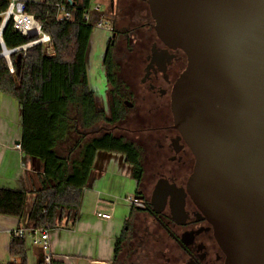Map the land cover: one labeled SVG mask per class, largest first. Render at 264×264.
Listing matches in <instances>:
<instances>
[{
	"label": "water",
	"instance_id": "1",
	"mask_svg": "<svg viewBox=\"0 0 264 264\" xmlns=\"http://www.w3.org/2000/svg\"><path fill=\"white\" fill-rule=\"evenodd\" d=\"M148 4L158 37L187 56L171 102L195 156L187 192L213 224L225 264H264V0ZM1 49L10 55L4 41ZM166 199L157 188L156 213Z\"/></svg>",
	"mask_w": 264,
	"mask_h": 264
},
{
	"label": "trees",
	"instance_id": "2",
	"mask_svg": "<svg viewBox=\"0 0 264 264\" xmlns=\"http://www.w3.org/2000/svg\"><path fill=\"white\" fill-rule=\"evenodd\" d=\"M9 2L0 0V15ZM26 2L28 11L36 16L43 24L44 32L51 37V43L12 53L13 68L6 57L0 56V90L16 98L22 107V151L42 163V187L28 213L26 228L55 229L63 225L64 217L67 223L75 222L82 191L90 180L98 151L123 154L133 166L137 185L143 169L139 150L133 142L111 133L88 136L106 119L114 123L121 119L122 114V108L116 102L112 111L114 117L109 119L89 87L88 54L94 27L86 23L83 16L90 1ZM59 3H64L73 13L72 20L57 19ZM2 38L7 49H14L37 36L22 35L13 29L10 22L3 30ZM112 41L110 38L103 56L105 65L112 58ZM108 79L115 83L109 73ZM63 145L65 148L69 146L65 154L59 152ZM26 200V191L1 187L0 215L22 218ZM125 234L124 231L117 240L115 258ZM9 253L14 260L7 264H27L25 236L12 235ZM38 264H45L43 251ZM50 264L64 262L52 258Z\"/></svg>",
	"mask_w": 264,
	"mask_h": 264
},
{
	"label": "flooded vegetation",
	"instance_id": "3",
	"mask_svg": "<svg viewBox=\"0 0 264 264\" xmlns=\"http://www.w3.org/2000/svg\"><path fill=\"white\" fill-rule=\"evenodd\" d=\"M111 9L114 12L112 58L108 65L102 59L109 111L102 109L112 119L114 104L118 102L122 114L114 123L106 119L88 136L111 133L138 148L143 169L138 196L144 205L132 208L138 215L146 214V220L155 225L156 232H161L165 241L168 239V248L161 251L163 264H225L226 255L216 239L213 224L187 192L195 156L176 129L171 109L172 92L187 66V56L182 49L169 47L158 37L148 0H114ZM108 73L115 83L109 82ZM111 90L114 92L110 93ZM127 135L134 136L136 142ZM147 174L150 185L146 184ZM157 188L167 193L159 213L152 205ZM181 190L183 215L179 214ZM132 217L133 214L114 263L123 243L131 251L128 264H138L140 260L142 239L138 241V237L143 230L137 227V221L131 222Z\"/></svg>",
	"mask_w": 264,
	"mask_h": 264
},
{
	"label": "crops",
	"instance_id": "4",
	"mask_svg": "<svg viewBox=\"0 0 264 264\" xmlns=\"http://www.w3.org/2000/svg\"><path fill=\"white\" fill-rule=\"evenodd\" d=\"M42 2L44 0H24ZM8 60V59H7ZM11 68L12 64L8 60ZM89 70V67H88ZM88 83L89 72H88ZM22 137V107L18 100L0 90V188L23 190L27 193L25 214L22 218L0 215V263L14 260L9 253L11 233L26 228L28 213L41 189L42 163L27 156L20 144ZM102 152V153H101ZM96 153L88 184L83 188L78 215L73 224L64 217L62 226L47 229L50 253L64 264H114L116 243L126 230L132 205L117 199L124 193L137 196L132 165L123 154L101 151ZM116 153V152H115ZM131 166H130V165ZM123 188V190H122ZM121 189L120 191H118ZM141 189V188H139ZM118 191V192H117ZM98 213H109L105 219ZM27 264H38L42 249L27 234Z\"/></svg>",
	"mask_w": 264,
	"mask_h": 264
},
{
	"label": "rangeland",
	"instance_id": "5",
	"mask_svg": "<svg viewBox=\"0 0 264 264\" xmlns=\"http://www.w3.org/2000/svg\"><path fill=\"white\" fill-rule=\"evenodd\" d=\"M91 5L93 7L100 5L102 12L106 13L107 15H111V16L114 15L111 9V0H92ZM111 36H112L111 31L95 27L91 36L90 49L88 54V67H89L88 72H89L90 85L91 88L95 91L96 99L99 105L101 106V108L105 109L106 111H109V99L107 94L106 77L102 66V59L108 41L111 38ZM127 138L136 142V138L132 135H127ZM67 149H69V146L65 148V145H63L59 148V152L65 154L67 152ZM100 152L101 150L98 151V153ZM104 153L107 152L104 151ZM113 155H117V152L116 153L114 152ZM91 172H94V170H92ZM146 178H147L146 184L150 185L151 178L149 177L148 174ZM135 185L137 189L138 187L137 182L135 183ZM120 190L121 189H119L118 191ZM134 196H135L134 193H130V194L124 193L123 195L114 198L115 200L117 199L123 200L122 202L126 203L125 202L126 197L130 198ZM126 205L129 204L126 203ZM135 212L131 219L132 220L131 222L137 221V227L143 230L140 232L141 234L138 237V241L142 239L141 240L142 242L139 241L141 243L139 244L141 257H139L140 260L138 264H163L161 251L163 250V248L164 249L168 248L167 246L168 239H166L165 241L166 237L163 236L161 232H156L155 225L150 224L149 223L150 221L148 222V220H146L147 219L146 214L138 215ZM136 241H134L133 243H135ZM128 248L129 246H126V244L123 243L122 251L117 261L114 264H128L131 258V251Z\"/></svg>",
	"mask_w": 264,
	"mask_h": 264
},
{
	"label": "built area",
	"instance_id": "6",
	"mask_svg": "<svg viewBox=\"0 0 264 264\" xmlns=\"http://www.w3.org/2000/svg\"><path fill=\"white\" fill-rule=\"evenodd\" d=\"M67 2H83L86 0H66ZM90 1L89 8L84 13L83 19L86 23H91L95 28L106 29L108 31H113V16L107 15L101 11L100 5L92 6ZM114 14V12L112 11ZM73 13L69 11L64 3L57 4V19L58 20H72ZM0 47L3 41L2 31L3 28L7 26L8 23H12V27L15 31L21 33L24 36H37L36 39L28 42L27 44L10 49L11 53L26 51L29 47L43 44L49 46L51 43V37L44 32L43 24L37 20L36 16L28 11L27 2L24 0H10L7 9L0 15ZM2 50V49H1ZM5 50V48H4ZM6 51V50H5ZM10 55L6 56L11 62ZM17 148L21 149V145L18 144ZM126 201L130 203L133 207L142 208L144 203L142 199L134 196L127 198ZM99 217L108 219L111 217L109 213H98ZM16 236H26L27 234L32 235V241L35 245H38L45 254V264H50L52 260V255L50 253V235L47 229H27L19 228L14 230L11 235ZM7 264V263H6Z\"/></svg>",
	"mask_w": 264,
	"mask_h": 264
},
{
	"label": "bare ground",
	"instance_id": "7",
	"mask_svg": "<svg viewBox=\"0 0 264 264\" xmlns=\"http://www.w3.org/2000/svg\"><path fill=\"white\" fill-rule=\"evenodd\" d=\"M0 33H1V29H0ZM0 41H1V37H0Z\"/></svg>",
	"mask_w": 264,
	"mask_h": 264
}]
</instances>
